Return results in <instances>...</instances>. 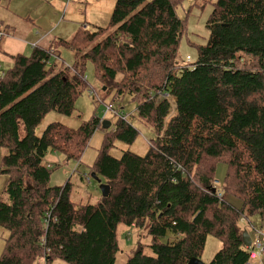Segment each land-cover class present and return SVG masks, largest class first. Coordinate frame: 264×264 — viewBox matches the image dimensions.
<instances>
[{"label": "trees", "instance_id": "16d2710c", "mask_svg": "<svg viewBox=\"0 0 264 264\" xmlns=\"http://www.w3.org/2000/svg\"><path fill=\"white\" fill-rule=\"evenodd\" d=\"M180 1L115 0L106 27L11 56L0 79V148L7 152L0 227L8 233L0 264H114L120 227L139 231L125 264L201 260L208 235L222 243L208 264L249 261L239 222L264 221V0H197L201 11L212 7L208 37L190 44L195 57L183 64ZM61 48L75 54L72 67L55 62ZM87 64L112 94L110 104L119 110L125 99L137 104L136 118L156 136L144 156L108 153L115 141L137 138L127 119L110 133L95 116L78 129L51 123L36 135L48 113L73 114L88 89ZM97 130L106 132L104 143L80 179L89 183L94 173L109 195L77 203L69 179L50 185L54 169L45 157L53 152L78 163ZM219 164L226 170L215 183Z\"/></svg>", "mask_w": 264, "mask_h": 264}, {"label": "rangeland", "instance_id": "374dc122", "mask_svg": "<svg viewBox=\"0 0 264 264\" xmlns=\"http://www.w3.org/2000/svg\"><path fill=\"white\" fill-rule=\"evenodd\" d=\"M149 1L151 0H145V3ZM197 2V0H181L177 9L178 18L186 23V34H183L181 38L177 54L180 64L185 62L187 55L192 57L191 61L195 57V50L190 47V44L202 45L208 37L205 22L212 7L207 5L201 11L197 6ZM114 4L115 0H1L0 23L2 20L4 25L7 24L4 27L5 33L2 32L3 36H0L1 71H6L11 67V56L19 54L28 57L31 55L33 48L41 43L54 39L69 42L83 27H86L89 33L95 31L97 27H106ZM59 55L60 57L55 59L57 64L62 63L66 67L73 66L75 54L69 48L59 49ZM85 81L88 89L84 90L76 98L73 114L67 117L55 112L48 113L36 129L37 136H40L51 123H60L67 128L78 129L84 123L90 122L93 117L102 116L104 106L111 103L112 94L106 93V88H102L97 81L94 67L91 64L86 65ZM89 90L94 93V97L89 95ZM121 104L122 110H119L117 108L118 103L113 102L115 110L128 115L127 120L138 132V135L130 145L115 141L113 146L108 150V153L116 159L120 158L124 152L144 156L148 150L149 142L154 140L156 136L149 127L136 118L135 109L137 104L135 102H129L125 99ZM119 120L112 115H108L104 119V121L111 122L109 133L113 131V125ZM19 135L20 137L23 136L21 129L19 130ZM105 137V131H95L78 163L76 161H65L62 156L49 152L45 157V163H49L48 166L54 169L50 185L60 186L65 184L69 179L73 186L71 198L74 202L82 204L96 203L101 197L98 184L92 179L88 183L86 180H81L80 178L89 174ZM6 153V150L0 148V165L1 158ZM225 170L224 165L219 164L217 166L215 181L221 183ZM6 185L7 176L0 173L1 201L6 200L4 197ZM251 223L250 226L247 220L242 219L239 225L241 228L247 230L250 236H253V229L264 232V221L254 218L251 220ZM138 232L134 231L127 234L126 229L122 227L117 229V243L121 252L117 255L114 264H125L132 256L131 250L137 242ZM7 235V231L3 227H0V257L2 256L4 240L7 238ZM127 236L128 238H126ZM142 240L144 244H149L150 239L148 237ZM221 248L222 243L216 237L208 235L201 254L203 264H208ZM145 254L149 255L150 252L146 250ZM34 264L66 263L60 260H54L51 263L39 260Z\"/></svg>", "mask_w": 264, "mask_h": 264}, {"label": "built area", "instance_id": "2783aa9c", "mask_svg": "<svg viewBox=\"0 0 264 264\" xmlns=\"http://www.w3.org/2000/svg\"><path fill=\"white\" fill-rule=\"evenodd\" d=\"M83 29H86V27H83ZM187 61H189V58H187ZM3 75L4 72L1 71V67H0V79L3 77ZM89 95L94 97V93L91 90H89ZM108 115L115 116L122 121L128 118V115H125L124 113L115 110L113 104H108L104 106L102 116L101 117L96 116V117L97 119H99L100 123H102ZM218 197L223 198V194L219 193ZM248 251H250L249 253L250 259L246 264H264V232L253 229V236H251V245Z\"/></svg>", "mask_w": 264, "mask_h": 264}, {"label": "water", "instance_id": "95a60500", "mask_svg": "<svg viewBox=\"0 0 264 264\" xmlns=\"http://www.w3.org/2000/svg\"><path fill=\"white\" fill-rule=\"evenodd\" d=\"M101 128L105 131L109 130L111 128V122L103 121ZM91 178L98 184L101 196L104 198L108 197L110 191L109 187L105 184H102L101 180H99V178L94 173L91 174ZM242 242L245 249L248 250L251 245V237L246 230H244L242 233ZM187 264H203V262L197 258H192Z\"/></svg>", "mask_w": 264, "mask_h": 264}, {"label": "crops", "instance_id": "0c3cea01", "mask_svg": "<svg viewBox=\"0 0 264 264\" xmlns=\"http://www.w3.org/2000/svg\"><path fill=\"white\" fill-rule=\"evenodd\" d=\"M8 23H9V22H8ZM6 25H7V24L4 25L3 22H2V20H1L0 28H2L1 31H2L3 33H5V32H4V27H5ZM82 30H83V31H86V29H83V28H82ZM44 40H46V39H44ZM44 40H43V41H44ZM41 42H42V41H41ZM49 42H50V41H49ZM49 42L41 43L39 46H42V45H44V44L47 45Z\"/></svg>", "mask_w": 264, "mask_h": 264}, {"label": "clouds", "instance_id": "9594fccd", "mask_svg": "<svg viewBox=\"0 0 264 264\" xmlns=\"http://www.w3.org/2000/svg\"><path fill=\"white\" fill-rule=\"evenodd\" d=\"M4 72V71H3ZM251 237V236H250Z\"/></svg>", "mask_w": 264, "mask_h": 264}]
</instances>
